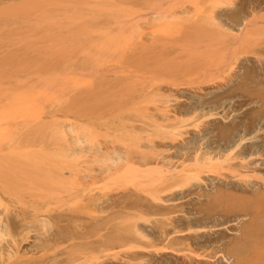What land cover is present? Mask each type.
<instances>
[{
    "label": "rangeland",
    "instance_id": "1",
    "mask_svg": "<svg viewBox=\"0 0 264 264\" xmlns=\"http://www.w3.org/2000/svg\"><path fill=\"white\" fill-rule=\"evenodd\" d=\"M47 1L49 0H0V57L3 54L15 51L11 48L13 47L11 46L12 44L17 43L15 40L19 43L23 42L25 37V39H28L34 36L36 27H40L37 26L39 23L37 22V16H34V14L37 9L41 11L40 8L42 6L48 5ZM82 1L83 3L85 2V0ZM213 1L217 2L212 0L211 4L209 0H201L202 8L205 6V10L203 9L201 12L204 11L206 13L207 10L209 13L208 6L214 5ZM164 2H167L164 6L169 10V13H174V17L169 18L172 21V25H168L169 27L177 28L174 33L167 34L162 29H159L157 33L162 35V38H159L157 43L153 44L149 34V27L156 24L165 25V23L151 21L149 16L144 18L137 17L135 23L139 28L138 34L143 39V42L132 48L131 52H134L133 55L130 52L126 58H120L113 50L108 52L109 63L117 66L126 64L132 70H139L136 71L139 76L134 75V78L128 80L126 84L130 92L127 90L126 93L123 94L121 92L122 94H120L117 91L114 97L104 104V107L102 106L101 111L97 115L98 120L94 122L79 120L72 111H62V114L60 113V121L62 123L74 124L75 130L67 135V139H71L74 134L84 138L83 145H73L74 149H76L74 153L66 151V144L62 142L64 139L60 137L61 134L59 135L56 130L50 129L49 126L46 129L44 128L46 126H41L40 129L39 126L38 129L36 128L42 131L45 136L42 132L40 134V131L33 130L36 126L29 123L32 120H24L22 118L25 123H28L25 125L18 116L20 123L11 119L10 121L7 120V124L0 122L5 128L4 130L2 128L0 134L4 136V134L8 133L0 140V145L3 147L0 149L7 152V150L10 151L14 147L17 151L20 147L25 146V150L28 148L35 150L38 145H41V150L44 153L40 151V154L42 153L44 158L47 157L51 163L53 162V164L49 162V167L52 168V165L59 164L60 166L57 168L64 169V174H67L66 176H69V178L73 177L72 182L75 183L73 187V183H70L69 180V183L65 186L67 193L64 194L65 190L62 193L64 195H61L62 198L59 199V202L62 201V203L58 202L59 206L56 203L50 213L48 211L46 213L45 211L41 212V218L44 217L46 225L40 226L35 223L27 229H21L17 226L11 229L12 238L22 243L20 251L27 253V256L31 255L34 263L235 264L231 250L235 243L239 241L237 237L240 236V226L249 218L246 213L258 210V208L259 210L264 209V96L254 102L249 99L254 93L264 89V65H261L264 64V44L258 41V46L253 44L252 50L250 49L252 46H250L246 50L248 52H244V50L238 53L235 56L237 59H231L229 65L225 66L227 70L223 68L220 73L217 72L220 70L215 71V73H213V70L210 73V71L197 70L196 67L193 68L194 71L192 73H181L176 78H173L177 79L178 87L170 86L166 75H160L158 79H144L143 83L140 78V76L144 75L143 72L151 75L154 69L159 66L158 63L164 64L176 58L186 61L189 53L194 52L193 54L205 55L208 50L206 46L208 39L202 38L204 39L203 41L201 34L191 32L185 28L186 18L195 11L193 10L194 5L187 0H164ZM148 3H151V1L148 0L147 3L144 0L140 1V4ZM216 4H218L216 12L213 6L211 11L214 10L213 15L215 18L218 22L220 21L225 26L227 25L226 27L232 25L225 20L227 12L234 11L237 8L240 9L243 6L249 14L251 9L257 6L255 0H218ZM145 6H143L142 12L149 13L150 10H145L147 8ZM185 8H188L189 12L183 13L182 11ZM259 9L264 12L262 6H259ZM208 13L201 15L206 16ZM259 21V24L263 26L264 21ZM178 22L179 24L175 25ZM190 28H192V25ZM20 36L23 38L22 41ZM17 37L19 38L18 40ZM143 43H148V46L143 48ZM117 61L119 62L118 64ZM89 75L88 73L84 76L73 74L70 88L73 89L74 86L84 87V85H81L84 83V77H87V81L84 84L88 85V81L90 82L92 79ZM33 78L36 77L34 76ZM24 79L22 78V80ZM17 80H11L12 84L10 86L3 85V87L0 84V87L7 88L6 90L10 87L8 91L11 92L13 85L18 90L19 87L17 85H25L24 87L23 85L21 86L22 91L28 90L32 86H28L29 79L27 80L28 82H25V80L21 81L22 83L17 82ZM1 82H3L2 77L0 78ZM15 82L18 84L16 85ZM108 84V81H103L102 88ZM0 92L2 93H0V103L2 102L0 109L8 106V111H12L14 107L16 108V104L15 106L14 104H7L10 100L7 95L8 92L2 89H0ZM3 93L5 94L4 96ZM215 96L220 98L218 97L217 103H212V98ZM6 98H8L7 101ZM58 98H60V101L63 99L60 96L51 102L52 98L49 99L48 93L47 98L41 100L44 103L49 101L48 104L44 105L41 101H37L36 104L39 107L41 105V107L45 108L44 106L47 105V108H45L47 110L44 109L45 112L41 109L44 112L42 116L47 117L50 111L58 112L62 108V104H65V97L60 105L56 102ZM52 103L55 104L53 105ZM9 106L14 107L10 109ZM178 106H180L179 110H177ZM39 107L36 109H39ZM184 108L189 109L190 112H183L185 111ZM167 109L169 110L167 115L177 117L176 122H172V129H167L170 124L165 115ZM180 110H183V113H178ZM211 113L217 115L211 117ZM207 115L209 116L207 117ZM213 121L218 123L219 127L228 124L234 128L236 127L239 136H243L244 140L247 138L244 144L241 145V149L236 151L237 159L227 160V162L222 164V168L219 170L222 171V176L216 173L205 174V184L200 183L202 181L197 179H191L188 181L191 182L184 187V190L177 189V186L182 185V181H175V183L167 179L166 182L161 184L160 188H158L159 185H156L158 180L154 182L155 185L152 184V181H149L150 183L145 182L149 183L147 185L148 188L151 184L153 185L151 188H154H152V191L147 186L146 188L144 187L146 193L133 188V185L130 184L132 182L129 181L125 182L129 183V185L123 186L120 181L123 178L116 180L106 176V169H115L122 166V160L118 161L119 157L125 159L128 156L135 163H139L142 151L145 154L147 153V162L152 161L154 163L157 161L160 164L164 162L166 167L171 168L180 166L183 161L191 164L194 151L188 152L187 142L189 140L196 139L197 144L195 146L197 148L202 147V152H210L208 150L210 146L211 148H216L217 151L214 152L217 153L219 148L216 147L213 134H211V129L214 128ZM11 122H17L18 126H16L19 129L18 131L21 132L31 125L33 128L25 130V132L27 131L26 133H21L16 130V126L11 124ZM210 122H213L211 126L209 125ZM23 124L24 126H22ZM141 125H145V127H142L145 130L144 133L133 134L126 130L127 128L130 129ZM84 128L87 131H84L85 134H83ZM15 130L20 136L23 134L24 136L20 138L17 135L19 138L16 139L17 136L15 134L18 133ZM89 132L90 134H88ZM216 133L217 131L214 132V134ZM29 137L31 140L28 142ZM10 140L14 143L18 142L21 146L16 149V145L13 146ZM34 140L37 143L31 142ZM23 142L26 143L24 144ZM30 142L32 144H29ZM30 145L33 147L31 148ZM107 146L110 149L105 152V147ZM21 149L20 151H22ZM58 149L64 151L60 153ZM151 152L159 153L158 158L161 160L158 161L155 157H152ZM57 153H59V156L62 154L66 157L55 158ZM54 154L56 155L54 156ZM48 155L54 158L48 157ZM169 158L171 160L167 162ZM161 180L162 178L159 181ZM213 183L222 184L226 193H231L232 200L237 201L240 208H244V205L248 206L245 207L246 210L242 209L240 212L222 217L219 204H215L213 200L205 196H198L199 192L213 193ZM69 184L72 185L69 187ZM78 186L80 187L79 189L77 188ZM148 190L151 191L154 197H150L152 194ZM155 190L157 191L155 194L159 196L158 199L160 201L161 199H166L167 202V198H170L167 204L165 203L164 205L163 202L156 201ZM188 191L192 194H189ZM89 194L100 197L107 203L99 207L88 206ZM145 194L148 195L145 196ZM149 194L151 195L149 196ZM174 195H176L175 198L173 197ZM0 198H2L0 200L4 201V204L10 205L12 215L16 216L14 209L18 203L10 201L3 194H0ZM1 210L2 207L0 206ZM86 210L89 211L86 212ZM20 218L18 216L16 221ZM4 236H0L3 238L0 239V244H7L11 239L8 235ZM118 236L124 240L122 238L119 239ZM45 240L46 242L49 241V246L46 249L39 248L38 244L36 245V243L44 242ZM4 257L6 258V256Z\"/></svg>",
    "mask_w": 264,
    "mask_h": 264
},
{
    "label": "bare ground",
    "instance_id": "2",
    "mask_svg": "<svg viewBox=\"0 0 264 264\" xmlns=\"http://www.w3.org/2000/svg\"><path fill=\"white\" fill-rule=\"evenodd\" d=\"M140 1L142 0H85V2L83 3L82 0H49L47 1L48 5L42 6V8H40L41 11L37 9L34 16H37V22L39 23V25L37 24V26L40 27H36L34 36H27L29 37L28 39H25V37L24 41L19 43L15 40V42L17 43L12 44L11 46L13 47L11 48H13L16 52L14 51L6 53L0 57V78L2 77L3 79V82H1L0 84L2 86H10L12 84L11 80L14 79H18L17 82L19 81V83L24 80L25 82H28L27 80L29 79L28 86L30 87V85H32L30 88H28V90L22 91L21 86L23 84H21L20 86L15 82L19 87V90L17 87H13V85L11 88V92L8 91L10 90V87L8 90H6V87V89H4V86L0 87V89H2L3 91L5 90L6 92H8V94H6L9 96L7 97L10 98L11 101L9 100L7 104H14V106L15 104L17 106L19 105L18 107L16 106V108L14 106H9L10 109L13 107L16 109L15 110L13 108L12 111L10 110L11 112L8 111L9 109L7 108V105V111L6 108H1L0 122H4L7 124V120L10 121L11 119L13 121L17 120V122L19 123L22 121L26 125L28 123H25L24 120H32L35 125L32 122L29 123L33 126H36L33 129L34 131L38 129V126L39 129L41 128V126H46L44 127L45 129L47 128V126H49L50 129L56 130L59 135L61 134L60 137H63L62 139H64V141L62 142H65L64 144H66V151H71L72 153H74L76 149H74L73 145H83L84 138L80 137L77 134H74L71 136V139H67V135L71 133V131L75 130L74 124L62 123L60 121L62 114L61 112L72 111L73 113H75L74 115L77 119L87 122H94L98 120L97 115L99 111H101L102 106L106 104L111 98H113L114 94L117 93V91H119L118 93L120 94H124L127 92V90H130L129 87L126 86V84L128 83V80L134 78V75H136L137 77L139 76V74H136V71L139 70H132L130 69V66H126V64L117 66L113 63H109V57H107V55L110 50H113L120 58H126L130 54L134 46H136L140 42H143V39L138 34L139 28L135 23V19L137 17L144 18L149 16V20L151 21L165 23V25L156 24L149 27V34L151 35V41L153 44L157 43L159 38H162V35H159L157 33L159 29H162L167 34H170L171 32L174 33L177 30L176 27L168 26L172 25V21L169 20V18H173L174 13H169V10L164 6L167 2H164V0H150L151 3L140 4ZM187 1H190V3L194 5L193 10L195 11L186 18L185 28L187 30H190L191 32H197L198 34H201V39H208V42L206 44V46L208 47L207 53L205 55L199 53L193 54L194 52L190 51L191 53L188 54V59L186 61L176 58L174 60H169L164 64L158 63L159 66L154 69L151 75H147L148 73L146 74L145 72H143L144 75L140 76V78L142 79L140 80L143 83L145 81L144 79H158L160 75H166L168 84L170 86L178 87L179 84L177 83V79H173L176 78L177 75L181 73L187 74V72L192 73V71H194V67H196L197 70L200 71H210V73L213 70V73H215V71L217 70H220L217 71L220 73L226 65H229L231 59H237L235 56H237L238 53L244 50V52H248L246 50H248L250 46H252V48H250L252 50L254 47L253 44L257 45L258 41L259 43L264 44V23L261 22L263 23V26L259 24V20L264 21V12L259 9V6H262V9H264V1L255 0L257 6H254L249 14L243 6L240 9L237 8L234 11L227 12L225 15V20L229 22L228 24L233 25H229V27H226L227 25L225 26L220 21L219 23L213 15L214 10L211 11V7L213 6L216 12V8H218V4L216 3H218V0H216V3L213 1V4H216V6H208L209 13L211 15L206 10V13H208V15L206 16L201 15L206 14L204 13V11H202L203 13L201 12V10H203L205 7L204 6L202 8L201 5L203 4H201V0ZM209 1L212 4V0ZM144 2L147 3L148 0H144ZM143 6L147 7L145 10H150V12H142ZM187 9L188 8H185L182 12L187 13ZM40 23L44 24L41 25ZM187 23L189 24L187 25ZM176 24H179V22L175 23V25ZM258 24L260 27L258 26ZM191 25L192 28H190ZM20 37V40L22 41L23 38L22 36ZM18 39L19 38L17 37V40ZM202 40L204 41V39ZM9 43L11 44V42ZM147 44L143 43L142 47H147ZM254 50L256 51V49ZM133 53L131 52L132 55ZM194 59L196 60L194 61ZM259 60L261 59L259 58ZM259 62L263 63L261 61ZM118 63L119 62L117 61V64ZM87 73L88 75L90 73L89 77L91 76L92 78L90 82L88 81V85L84 84L87 81V77H84V83H80L81 85H84V87L74 86L73 89L70 88L72 86L73 74L84 76ZM34 76L36 78H33ZM218 77H220V75H218ZM22 78L25 79L22 80ZM105 80L108 81L109 84L104 85V88H102V82ZM24 86L25 85H23V87ZM115 89L117 90L115 91ZM48 93L49 99L52 98L51 102L52 100H55L57 97L61 96L63 99L65 97V104L63 103L61 106L62 108L58 110L59 114L56 111H50L49 115L47 117H44L42 115L45 110H47L45 109L47 108V105L44 106L45 108H43L41 107V105L40 107L37 106L36 103L37 101L39 102L42 99H46ZM4 95L5 94L3 93V96ZM262 96H264V89L259 91L258 93H254L249 99L254 102ZM218 97L219 96L213 97L212 103H217V99L220 98ZM8 98H6V101L8 100ZM3 100L5 101L4 98ZM61 101L60 98H58L56 102L58 103V105H60ZM1 103L0 106L2 105ZM48 103L49 101L45 102L44 105ZM37 107H39V109H36ZM41 109H43L44 112ZM179 109L180 106L177 107V110ZM184 110L185 111L180 110L178 113L190 112L189 109L184 108ZM167 113H169L168 109L165 111L166 118L168 122H170L169 126H167V129H172V122H176L177 117H171L169 114L167 115ZM216 115L217 114L214 113L210 114L211 117H214ZM18 116L21 118V121L20 119H18ZM208 116L209 115H207V117ZM203 117L205 118V116ZM22 118H24V120ZM68 118L70 119L69 114ZM12 122L11 124H13L14 126L17 125V122ZM213 122H210L209 125L211 126ZM24 124L22 126H24ZM32 125L30 127H27V129H31ZM17 126L16 130L18 131L19 129ZM213 126L214 128L211 129V134H213L216 147L219 148V151L222 152L218 151L217 153H215L214 151H217L216 148H211L210 146L208 147V150L210 152H202V147L197 148L195 146L197 144L196 139L189 140L187 142L188 152L194 151V156L192 158L191 164L187 163V161H183L181 162L180 166L171 168L166 167V164L164 162L162 164L157 161L154 163L152 161L147 162V153L145 154L142 151V153L140 154L141 161L139 163H135L132 159L128 158V156L125 159H121L119 157L118 161L122 160V166H119L115 169H106V176L108 178H114L116 180H120L119 178H123V180H120L123 183V186L126 187L127 185H129V183H125L126 181H129L132 182L130 184L133 185V188H136L140 191H144V187L146 188V186L149 185V181H152V184L155 185L154 182L156 180H158V183L156 182V185H159L158 188H160V186H162L161 184L166 182L167 179H170V181L172 180L173 182L182 181V185L177 186V189L181 190H184V187L189 185L191 181H188L191 179H197L198 181H202L200 183L205 184V174L216 173L219 176L223 175L221 173L222 171H219L222 168V164L227 162V160L237 159L236 151L241 149V145L244 144L247 139L246 138L244 140L243 136H239V132L236 130V127L234 128L232 126H229V124L219 127V124L214 122ZM142 127H145V125L125 129L132 132L133 134H137L145 132ZM2 128L3 126L1 124L0 132ZM4 129L5 128H3V130ZM27 129L25 128L22 132L26 133L27 131L25 132V130ZM30 131L32 132V130ZM84 131L85 128L83 129V134H85ZM215 131H217L216 134H214ZM41 132L42 131H40L39 133L42 134L43 132ZM7 134H4V136ZM58 134L56 135L58 136ZM88 134H90V132ZM17 135H19V133L15 134V136ZM4 136L0 134V140H2ZM22 136H24V134ZM22 136L19 135L20 138H22ZM19 137L17 136L16 139ZM16 139L15 141H17ZM28 139L27 140L29 142L31 139L30 137ZM31 142L37 143L35 142V140ZM31 142L29 144H32ZM11 144H13V146L16 145V149L21 146L20 144H18V142L14 143L13 141H11ZM22 147H20V149ZM32 147L33 146H31V148ZM41 147V145H38V147H36L37 149L35 150L30 148L25 150L26 147L24 146L21 149L23 153L22 151H20V149L16 151L14 147L11 148L10 151L7 150V152H5L3 149H0V194L7 196L8 199L12 202L18 203V205L15 206L14 212L16 213L17 217H21L18 221H16L17 217L12 215L10 211V205L7 203L4 204V201L0 200V206L2 207V210L0 211V236L5 237L4 235H8V237H11L10 241H8V243L6 242L7 244H0V264H37L32 261L31 255L27 256V253L20 251L22 243H19L16 239L12 238L13 235L11 233V229L15 228L16 226L21 229H27L30 225H33L35 223H38L40 226L46 225L44 221L45 219H43L44 217L41 218V212L43 213V211H45L46 213V211H48L50 213V210L53 209V205H56L57 203V206H59V203H62V201L59 202V199L62 198L61 195L67 193L65 186H67L69 180L70 183H73V177L69 178V176H66L67 174H64V169L57 168L60 166L59 164H55L56 166L52 165V168L49 167L50 161L48 160V158L46 156V158H44V155L42 153L40 154V151H42ZM0 148L3 147H1L0 145ZM105 148V152L109 151L110 149L108 148V146ZM58 150V152L60 153L64 151H61L62 149ZM58 154L59 153H57V155ZM150 154L152 155V157H155L156 160H161L160 158H158L159 153L157 154L151 152ZM55 155L56 154H54V156ZM57 155L55 158H62L63 156L66 157L62 154L61 156ZM50 156L51 155H48V157ZM162 160L165 161L164 159ZM169 160H171V158H169L167 162H169ZM51 164H53V162ZM161 178L162 180L159 181ZM152 184L151 186H153ZM70 185L72 184H69V187ZM74 185L75 183H73V187ZM213 185V193L199 192L198 196H205L213 200L215 204H219V207L221 208L220 211L222 212V217H226L231 213L240 212L242 209L246 210L245 207L248 206L244 205V208H240L239 203L232 200V196L230 195L231 193L227 194L222 184L218 185L213 183ZM151 186H149V188L147 186V188L152 190V188L154 187L151 188ZM77 188L79 189L80 187L78 186ZM68 190H70V188ZM148 192L151 193V191L149 190ZM156 192L157 191L155 190L154 194ZM143 193L146 192L144 191ZM188 193L192 194L190 191H188ZM151 194H149V196ZM147 195L145 194V196ZM152 196L154 197L153 194L150 197ZM156 196V201L163 202L164 205L165 203L167 204L170 199L167 198V202L166 199H161L160 201V199H158L159 196ZM173 197L175 198L176 195H174ZM106 203L107 202L103 201L100 197H95L90 194L88 196V206L99 207L104 206L103 204ZM89 210H86V212ZM258 210H252L250 213H246L249 215V218L242 223V226H240V236L237 237L239 238V241L235 243L231 250L235 264H264V209L259 211ZM118 238L121 239L122 237L118 236ZM0 239L3 238L0 237ZM119 242H121V240H119ZM36 245L39 248L46 249L49 246V241L46 242L45 240L44 242H38L36 243ZM4 256H6V258Z\"/></svg>",
    "mask_w": 264,
    "mask_h": 264
}]
</instances>
